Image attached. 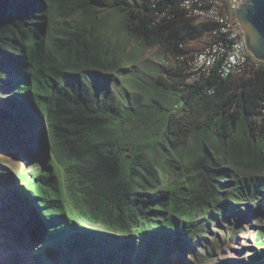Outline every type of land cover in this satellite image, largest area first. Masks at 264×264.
<instances>
[{
    "label": "trees",
    "instance_id": "1",
    "mask_svg": "<svg viewBox=\"0 0 264 264\" xmlns=\"http://www.w3.org/2000/svg\"><path fill=\"white\" fill-rule=\"evenodd\" d=\"M54 1L62 4L56 6ZM47 2L46 9L37 11V5L30 10L17 0H0V47L4 45L3 29L5 34H18L27 43L23 73L20 66L11 70L8 75L11 90L1 86L10 94L0 99V149L7 145L3 133L13 141L15 138L21 141L5 124L10 114L16 115L20 107H29L28 101L32 100L39 111L33 119L44 117L53 159L51 173L48 170L40 173V167L35 162L32 164L36 170L33 185L37 194L43 196L53 212L57 210L52 209L50 199L61 203L65 195L75 201L87 190L97 191L92 179L76 170L81 166L78 154L86 150L81 155L88 159L85 163L89 167L100 164L110 173L121 169L134 175H117L115 179L112 174L108 182L121 189L118 200L103 202L97 216L92 218L87 209L92 194L87 193L75 204L79 207L78 216L116 236L130 233L139 239L132 254L122 241L118 243L119 237L114 234L83 235L68 225L63 241L51 249L59 264H127L131 254L136 264L154 259L157 250L149 244L147 234L154 231L155 222L165 225L172 217L162 214L155 222L151 220L149 215L164 212L165 193L145 197L143 191L165 187L167 178H170V190L175 191L177 183H187L182 177H187L190 169L199 171L203 184L191 180L192 186L199 190L198 195L209 202L214 200L211 185L208 184L209 188L205 185L209 181L205 179L207 168L204 172L191 164L205 158L206 152L196 139L184 146L194 128L199 129L194 137L208 138L213 154H218L215 176L222 173L235 177L237 185L230 191L249 184L246 197L264 205V125L254 121L257 131L251 122L254 114L263 112L264 116L263 69L256 70L252 77L238 79L223 78L216 66L207 77L188 83L182 66L146 61L141 74L125 76L142 53V49L135 51V47L125 52L130 39L137 40L141 48L158 45L159 54L167 58L170 50L176 51L178 42L186 36L196 37L213 22L192 25L191 17L185 16L184 11L170 19V4L176 6V0ZM16 10L21 21H14L18 17ZM39 25L45 30L38 39L30 36V40L21 30H33ZM46 38L49 40L45 45ZM55 39L63 43L58 44ZM158 86L161 92L154 90ZM124 93L134 95L131 109L126 111ZM147 148L162 149L169 156L153 164ZM26 151L22 150L27 154ZM221 161L228 166L220 167ZM56 163L58 169L53 167ZM136 168L142 173L135 171ZM61 169L63 174L59 173ZM246 175L254 180L249 183ZM133 192L137 196L130 210L127 201ZM120 240L127 241L126 237ZM40 253L47 252L40 249Z\"/></svg>",
    "mask_w": 264,
    "mask_h": 264
},
{
    "label": "clouds",
    "instance_id": "2",
    "mask_svg": "<svg viewBox=\"0 0 264 264\" xmlns=\"http://www.w3.org/2000/svg\"><path fill=\"white\" fill-rule=\"evenodd\" d=\"M17 1L23 3L30 10L33 9L35 5H37L39 8L37 9V11H42L48 6L47 0ZM54 4L57 6L59 4H62V2L54 1ZM15 13L17 14L18 10H16ZM15 20L21 21L19 13L18 17L14 18V21ZM191 20L192 25H195L199 22H207L205 20H201L197 16H192ZM24 26L28 27V25ZM210 28L211 27L207 28L196 37L190 38L186 36L183 40L176 44V48L178 49V51L177 49L176 51L170 50V53H167V58L160 54L162 62H152H154L155 64L163 63L167 66L173 65V67H175V65L182 66L183 71L186 75V82H194V80L189 78L190 74L185 70V66L183 64L181 56H183L184 54L193 53L195 49L201 48V41L202 37L204 36V32ZM21 30L23 32H26L28 38L31 40L30 36H33L35 39H38V36L44 35L43 33L45 28L40 27L39 25L38 28L33 30ZM3 31L6 39L4 38V45L2 47H5V50L8 52L10 50L13 51L7 54L6 51L0 50V99L10 94L9 91H3V89L1 88V86L4 85L7 89L11 90L12 84L11 81L8 80V75L10 71L13 69L15 70L18 66H20V72L23 73V70L26 67L24 64H22V61L26 52L25 44L27 43L21 40L18 34L12 33V35H8L5 34V29H3ZM48 40L49 38L45 39V45L48 43ZM55 41L58 44L63 43L61 40L58 39H55ZM174 46H172V49H174ZM164 59L167 61L166 63H164ZM249 60V70L245 74L229 75L228 77L247 79L249 77H252L256 70H264V60L253 58L250 56V54ZM26 78H29V75H26ZM196 81L198 80H195V82ZM28 104L29 107H20V110L17 112L16 115H12L14 112L10 114L8 117V122L5 124L6 129L9 130L10 133H14V137H21V141L17 142L16 138L13 141L7 133H3V142L7 145L4 146L5 148L2 147V149H0V153L2 151H6V148L9 147L13 150L11 153L12 155L14 154V156H16V159L21 160L22 163H28L25 164V168L27 170L25 176H27L29 180L26 182L23 179V176H21V172L19 171V168L21 166H12L14 172L9 170V168L6 169L7 171L11 172V176H8L6 179L8 180V182H10V180L12 181L10 182L11 187H9L8 189V192L12 197V201H9V196L7 195V192L2 191L3 181L1 180L5 178V176L0 177V204H2L1 212L6 215L5 212L7 209L9 213L7 216H11L12 218H14L15 214V220L18 222V224H20V232L18 234H21L25 237V244L36 241V244H39V250H46L47 253L45 255L41 254L40 252H37V255L35 257V260L38 261L37 264L41 262L38 257H42L43 260L45 259V264H59L58 257L56 256V254H53L51 252V249L55 248V246H57L61 241H63V234H65L66 232L65 227H67L68 225H71L74 231L83 235L95 233L93 229L95 228L99 229V232L96 234L100 236H113L114 234L116 238L119 237L116 236V234L112 231H110L111 233H109L106 232L105 229L102 230L100 228H97L88 219L82 220V218H80L77 214V208L79 207H77L75 204L81 198H84L87 193L92 194L87 209H89L92 218L96 217V213H99L100 207L103 202L106 201L109 203H113L117 201L120 197L121 189L119 188V186L117 185V187H114L108 182V179L111 178L112 174L115 179L117 175L129 177L130 175L134 174H130L121 169H118L114 173H110L107 168L103 170V165L100 164H98L94 168L89 167V165L85 163L86 161H88V159H84V157H82L81 155V153L86 152V150H82L78 154V163L81 166L76 170L80 171L84 176L91 178L97 191H95L94 189L87 190L86 194H82V197L77 198L75 201L71 200L68 197H65V195L61 203L49 198V203L51 204L52 209L57 210L52 212L48 208V204L46 203L43 196L37 194V191L34 188L33 184L34 179L36 177V170H34L35 168L32 165L35 162L40 167V169L38 170V172L40 173H43V170H48L49 173H51L53 164L52 145L49 140V135L48 133H46L47 127L44 117L40 115V120H34L33 118H35L36 115H39L38 108L32 105V100H29ZM15 106L17 105H14V107ZM24 111L26 114L24 113ZM27 116L29 117V119L27 118ZM146 118H149V116ZM254 121L256 124L264 125L263 112L251 116V122L253 125ZM196 129L197 128H194L189 133L188 138L184 143V146L187 147L188 144L191 142V139H196L202 146L203 150L206 152L207 155L205 158L196 159L191 164H195L201 171H204V169L207 168L208 172L205 174V179L209 181H205V185L207 188H209L208 184L211 185L210 191L213 194L212 197L215 198L212 202H209L206 197L198 195L199 190H196L195 187L192 186L191 180H195L199 184L203 183L201 181V175L199 171H195L192 169H190L189 175H187V177H182L187 180V183L184 181L177 183V190L175 191L170 190V178H167L168 183H163V185L166 186L161 189L144 190L143 195L145 197H147L148 195L158 197L159 195H161L162 192L165 193V196H163L162 199L165 202V206L162 207V210L165 208L164 212L160 211L158 214L149 215L151 220L155 222L162 214H169L172 217L171 220L168 221L165 225H162L161 223L156 224L155 222L154 231L150 234H147L148 242L150 245L155 247V249L157 250V254L154 259L150 260V262H147L145 264H156L159 260H163L164 262H167V260L170 261V254H172L175 259H181L182 256H184V253L190 256V253L193 252L195 255L196 252L193 248L194 239H197L206 230H208L211 224L217 225L218 219L214 218H219L220 214L222 213V210H224V217H220L221 221H226V224L224 223L222 226H219V232L220 235H222L223 244L217 245L220 243V241L216 239L217 244L214 243L215 245L211 246V252L213 254H216L219 249L228 246V243L234 242L237 236L244 235L246 233H251V243L249 246H251L250 249L251 251H254V254L249 255L247 257L240 255V257L238 258V264H264V237L259 238V234L264 235V233H261V230L262 232H264V225L251 227L249 229L247 225V221L250 222L253 220V215H255V217L259 216V220H264V205L256 203L257 199H251L246 197V189L249 187V184L245 183L240 190L234 188L232 191H230V188L232 186L237 185L238 180H236V178L232 176H223L222 173L218 176H215V172L218 169L215 166V160H220L216 159L219 158L218 154H213V150L211 149L212 145L208 138L202 140L199 136L194 137V134L199 132V129ZM256 130H259L258 126ZM151 139L152 138L150 137L147 140ZM160 139L162 141V138ZM164 142H166V140ZM41 143L43 144V148L41 150H38L37 146ZM21 148L27 149V154L21 151L24 155L23 157H19V154L17 153L18 149ZM161 150L162 149L158 148L146 149V153L149 154V159L153 161V164H157L159 160H166L168 158L169 155L162 153ZM207 164H209V166H206ZM223 164L225 166H228L221 161L220 167H224ZM57 166L58 165L56 163V165H54L53 167L56 168ZM135 171H137L139 174L142 173L138 168H136ZM60 172L61 171H59V173ZM43 176L39 177V183H42ZM159 177H162V175L160 174ZM252 178L253 177L249 178V176H247L246 180H248V182L250 183L254 180ZM14 186L16 190H14ZM62 189L63 191H65L64 186L62 187ZM243 192L245 194H242ZM127 195L129 194H126L125 196ZM136 196V192L130 194V197L127 201V206L130 210L134 208L133 203L135 201ZM193 196L197 197L194 199H190ZM97 202L99 203V205H97ZM62 206H65L67 209L64 210ZM250 210H254L255 213L251 212ZM53 215L56 216L54 217ZM111 216H113V213ZM33 225L34 231L33 233H31L30 229ZM244 227H247V230L243 229ZM224 231L226 233H224ZM19 235H17V237ZM125 237L127 241L124 242L123 240H120V238L124 239ZM118 239V243L122 241L126 249L133 251L132 254L134 253V250L137 248L139 243V239L136 238V236L132 237L130 233L123 234V237H119ZM195 245H198V243H195ZM132 254L129 259H127V264H136L133 259L135 256H133ZM236 256H230V258L227 260H231V257ZM217 261L211 260L208 262V264H217Z\"/></svg>",
    "mask_w": 264,
    "mask_h": 264
},
{
    "label": "rangeland",
    "instance_id": "3",
    "mask_svg": "<svg viewBox=\"0 0 264 264\" xmlns=\"http://www.w3.org/2000/svg\"><path fill=\"white\" fill-rule=\"evenodd\" d=\"M137 42L138 41L135 39H130L125 46V52L131 50L133 47H135V51H139L140 49H142V53L138 57L139 59L133 62V70L131 69L128 71L127 69L125 72V76L132 77L135 72L138 73V75L141 74L146 61L162 62V58L159 54L160 48L158 45L141 48L138 46ZM166 62L167 61L164 59V63ZM154 90L158 92L162 91L161 86H158ZM124 94L126 96L127 104V107L125 108L126 111L131 109V105L134 103V95L129 96L126 93ZM37 148L38 150H41L43 148V144H38ZM6 149V151H2L0 153V177L5 176V178L1 180L3 181L2 191H6L7 195L9 196V201H12V197L8 192V189L9 187H11V185L10 182H8V180L6 179L8 176H11V172L7 171L6 169L9 168V170L13 172L14 169L12 168V166H21L19 168V171L21 172V176H23V179L27 182L29 178L25 176L27 173L25 164L28 163H22L21 160L16 159V156H14V154L12 155L11 153L13 150L9 147ZM17 153L19 154V157L24 156L21 150H18ZM60 171L62 172V170ZM1 207L2 204H0V264H37L38 261L35 260V257L37 255V252H40L38 248L39 244H36V241L25 244V237L21 234H18L20 232V224H18V222L15 220V214L14 218L5 215L1 212ZM223 211L224 210H222L220 217H224ZM220 217L214 218L218 219L217 225L211 224L208 230H206L197 239H194L193 248L196 252L195 255L193 252L190 253V256L184 253V256H182L181 259H175L174 256L170 254V261L167 260V262H164L163 260H159L156 264H208V262L211 260H219L217 261V264H238V258L240 257V255L244 257L253 255L254 251H251V246H249L251 243V233L237 236L234 242L227 244L229 247L221 246L222 248L219 249L216 254H213L211 252V246L217 244L216 239L220 241V243L217 245L223 244L222 235H220L219 232V226H222L224 223L226 224V221H221ZM252 219L253 220L250 222L247 221L248 229L251 227L264 225V220H259V216L255 217V215H253ZM243 229L247 230V227H244ZM224 233L226 232L224 231ZM17 235L19 236L17 237ZM262 237H264V235L259 234V238ZM195 243H198V245H195ZM230 256L236 257H231V260H227L230 258ZM38 259L41 260L39 264L46 263V260H43L42 257H38Z\"/></svg>",
    "mask_w": 264,
    "mask_h": 264
},
{
    "label": "built area",
    "instance_id": "4",
    "mask_svg": "<svg viewBox=\"0 0 264 264\" xmlns=\"http://www.w3.org/2000/svg\"><path fill=\"white\" fill-rule=\"evenodd\" d=\"M243 0H176L170 4V19L184 11L185 16H197L213 22L204 32L201 48L181 56L185 70L192 80L207 77L218 66L221 76L242 75L249 70V54L235 18V11Z\"/></svg>",
    "mask_w": 264,
    "mask_h": 264
},
{
    "label": "water",
    "instance_id": "5",
    "mask_svg": "<svg viewBox=\"0 0 264 264\" xmlns=\"http://www.w3.org/2000/svg\"><path fill=\"white\" fill-rule=\"evenodd\" d=\"M235 16L250 56L264 60V0H243Z\"/></svg>",
    "mask_w": 264,
    "mask_h": 264
},
{
    "label": "bare ground",
    "instance_id": "6",
    "mask_svg": "<svg viewBox=\"0 0 264 264\" xmlns=\"http://www.w3.org/2000/svg\"><path fill=\"white\" fill-rule=\"evenodd\" d=\"M5 49H6L5 47H0V50H1V51H6ZM12 51H13V50H10L9 52L6 51V53L9 54V53H11ZM23 149H24V148H21V149H18V150H21V151H22ZM13 172H14V171H13ZM10 182H12V181L10 180ZM14 190H16L15 186H14ZM5 213H6V215L9 214L7 209H6V212H5ZM35 217H36V216H35ZM36 221H37V218H36ZM39 228H40V226H39ZM93 229H94V232H95V233H98V232H99V229H95V228H93Z\"/></svg>",
    "mask_w": 264,
    "mask_h": 264
}]
</instances>
